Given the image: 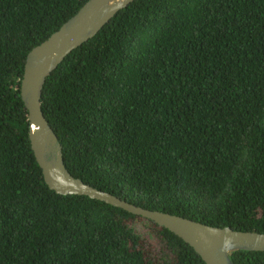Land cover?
Masks as SVG:
<instances>
[{
  "label": "trees",
  "instance_id": "16d2710c",
  "mask_svg": "<svg viewBox=\"0 0 264 264\" xmlns=\"http://www.w3.org/2000/svg\"><path fill=\"white\" fill-rule=\"evenodd\" d=\"M84 1L0 0V264H204L167 229L43 182L24 57ZM39 101L71 176L264 233V0H132L46 76ZM228 256L264 264V251Z\"/></svg>",
  "mask_w": 264,
  "mask_h": 264
},
{
  "label": "water",
  "instance_id": "95a60500",
  "mask_svg": "<svg viewBox=\"0 0 264 264\" xmlns=\"http://www.w3.org/2000/svg\"><path fill=\"white\" fill-rule=\"evenodd\" d=\"M131 1L86 0L25 54L18 92L26 110L29 146L43 182L56 194L87 196L167 229L190 246L204 264H233L228 253L236 250L264 251V233L206 225L179 215L143 208L82 182L64 167L61 145L40 109L44 80L72 49L92 37Z\"/></svg>",
  "mask_w": 264,
  "mask_h": 264
},
{
  "label": "rangeland",
  "instance_id": "374dc122",
  "mask_svg": "<svg viewBox=\"0 0 264 264\" xmlns=\"http://www.w3.org/2000/svg\"><path fill=\"white\" fill-rule=\"evenodd\" d=\"M147 242H148V241L146 240V241H145V247H146L148 250H150V249L147 247V245H146V244H147Z\"/></svg>",
  "mask_w": 264,
  "mask_h": 264
}]
</instances>
